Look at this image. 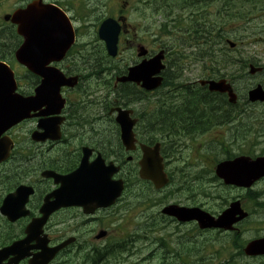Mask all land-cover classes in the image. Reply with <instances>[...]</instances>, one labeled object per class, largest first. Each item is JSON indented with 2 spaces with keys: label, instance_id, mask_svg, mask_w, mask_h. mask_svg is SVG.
<instances>
[{
  "label": "flooded vegetation",
  "instance_id": "af4514ba",
  "mask_svg": "<svg viewBox=\"0 0 264 264\" xmlns=\"http://www.w3.org/2000/svg\"><path fill=\"white\" fill-rule=\"evenodd\" d=\"M56 1L69 12L78 34L94 32L96 36L100 24L106 19H110V0H99L94 7H90L83 0ZM140 1L145 7L150 6L144 0ZM187 1H190V4L184 3L181 5L177 2V9L174 13L178 18L188 17L194 26L198 22L196 8L213 1H219L224 8L233 11L236 15L243 11L247 16L246 20L252 17L250 0ZM24 4L27 5L26 1H24ZM128 9L118 10L117 18L126 17L128 19V16H126L129 13ZM218 13H216V16ZM218 23L219 21L215 22L214 25H218ZM126 25L124 34L119 37L118 50L120 56L126 55L129 59L125 63L124 70L117 77L126 75L129 67L141 61L137 57L138 49L144 46V41L146 40L145 36H141V34L136 32V27L132 26L129 21ZM207 26V22L197 25L198 28H207ZM205 33H207L205 37L192 35L191 39L198 45H205L207 48L217 50L219 56L225 55L226 35L221 40L222 31ZM123 46H125L126 52L122 54L121 48ZM67 55V58L65 57L62 62L55 64V66H59L66 77H75L77 83L73 88L61 90L65 100V106L61 112V117L64 119L60 127L61 138L57 142L48 139L46 141L48 143H44L46 147L35 144L31 139V135L36 129V121L30 120L21 124L24 125V128H27L26 125L29 126L27 131L31 130L30 135L22 141L16 138L15 155L11 154L7 161L0 163V264H13L17 257H27L17 264H27L29 258H33L35 255L42 256L45 251V249H42L43 242L38 243L34 240L35 237L39 240H48V242L46 241L48 247H51V245H56L66 239L68 224L74 225L82 221V219L76 221L73 217L66 215L71 213L73 208L61 209V207L42 219L41 209L46 203L58 199L57 194L60 190L59 187L62 185L49 178L51 173L63 177L68 176L83 167H89L90 164H94L98 160H101L104 169L110 166L112 160H115L122 172L126 170L129 173V171L133 170L135 161L144 158L145 150L143 148L161 143L163 134L171 132L163 130V126L168 125L162 120L155 122L149 128V125L143 122L146 120L147 109L143 107L137 112L131 107L135 103L139 105L141 103L146 104L147 94L135 84L116 82V76L110 73V68L106 69L110 67V57L107 56L104 45L101 42H96L92 39L80 42L79 49L73 52L70 51ZM131 57L135 59L132 60L130 59ZM69 61H75L77 65L74 68H70L67 65ZM253 78L254 86L260 85L264 89V72L254 74ZM26 79L29 85L34 86L33 89L38 85L37 79L31 76H27ZM126 87L136 89V95L124 91ZM118 104L122 109L130 111L139 123L133 128L135 144L132 150H126L123 147L120 140L119 127L110 124V122H113L110 110L114 109ZM141 122H143L142 125H140ZM169 126L173 127L172 131L181 137L189 134L190 125L172 124ZM196 126L198 129L201 128V136L204 139V142L200 143L198 147L187 145L190 150L185 154L178 153L179 149L175 145H170L166 150L162 146L160 148V153L166 162L167 173H179L183 178L180 185L168 186L157 192L159 210L156 212L157 218L155 220L162 222V226L163 223L170 224L173 221L177 223L174 218L168 216L166 218L163 216L164 214L162 215L161 210L166 205L179 204L178 206L196 207L210 212V206H208L207 202L210 198L209 193L207 191L204 192L203 188L198 187L196 189L192 177L195 174V170H198L199 173L204 172L205 165H207L206 174H210L211 160H213L214 153L211 152L208 144V125ZM30 146H32V149L40 148L42 152L40 156H31L30 154L23 156L24 153H28L27 149ZM173 160L176 163H173ZM175 165H180L181 168L170 169V167ZM68 184L67 188L69 190L76 188L71 182ZM66 186L64 185V187ZM199 186H203V184ZM10 196L13 206L12 213L15 216L11 219L4 217L2 210L3 201ZM262 196H264V191ZM202 198L206 199V201L201 200ZM256 199H258L257 195ZM254 202L257 208L260 207L259 204L264 205V202L259 203L257 200ZM83 221L89 222L94 221V219L85 218ZM238 232L234 234L231 246L241 251L242 244L240 238L237 239ZM85 234L90 238L92 230L87 229ZM108 236L109 233L106 234L104 239L108 238ZM181 237L183 236L178 234L170 236L171 240L173 239L174 241ZM190 237L192 240L199 238V244H208V251L211 250L210 255L198 257V264H217L219 262L216 260L217 247L222 245L226 248L224 243L219 242L217 246L210 240V244L209 239H203V236L197 233L195 229H192ZM20 241L21 243H19ZM9 248L11 250L8 251ZM70 252L81 255L83 253L89 254L92 250L77 247ZM238 255H240V252H238Z\"/></svg>",
  "mask_w": 264,
  "mask_h": 264
},
{
  "label": "water",
  "instance_id": "95a60500",
  "mask_svg": "<svg viewBox=\"0 0 264 264\" xmlns=\"http://www.w3.org/2000/svg\"><path fill=\"white\" fill-rule=\"evenodd\" d=\"M55 15V12L50 10L48 7L45 8L35 5L32 7H28L24 11H19L18 13L16 12L12 16V22L16 25H19L20 28H26L23 23L27 25L30 24V22L37 24L38 26V29L33 33L28 29H20L19 31H17L18 35L24 39V42L16 51L15 58L21 64L28 66L33 72L37 73L38 75L44 76L40 91L37 90V93L39 92L40 96L44 95V97H46V99L50 101H54V99H51V95L53 93V85L56 86L57 90V87L60 86L61 82L59 81V78L54 77L55 75H52L46 69H44V62L46 61V59L49 60V58H53L55 56H62L65 53L64 51L68 49L69 45L72 42V34L69 31H67V44L60 38L43 37L45 33L48 32L44 28L45 25L47 24L49 19H53ZM110 42L113 48L115 45V38H110ZM161 58L162 56L160 55L147 63H142L131 72L128 80L141 81L142 86L147 90L155 88L158 85V80L153 79L152 77L157 74L161 68L159 65ZM209 89L211 91H219L222 93L227 92L230 97V102L234 101V95H232L229 88L224 85L223 82H220L218 84L210 82ZM13 90L14 81L12 74L3 64L0 63V115H3L2 122L4 123V127L7 126V123L11 124L13 118L20 117L16 113L25 116L27 111L28 100H19L13 106ZM256 98H259V96L257 92H254L252 94V100ZM13 111L16 113H14ZM120 124L128 125L124 122ZM263 163V161H259L258 163H256L259 165V170H263L260 173L264 172ZM243 168L245 167H242V165L235 162L230 165V167H225L220 176L227 183L235 184L237 182L238 184H243V181L239 180L242 176V173H244ZM263 175L264 173L257 176L256 178ZM117 195L118 193L116 191L110 190V205L114 202ZM224 221L225 223L221 224L222 226H227L231 224L230 222H232V220L230 221L226 218L224 219ZM206 222V219L201 220V223L203 225H205ZM246 252L250 255H264V240L251 243Z\"/></svg>",
  "mask_w": 264,
  "mask_h": 264
},
{
  "label": "rangeland",
  "instance_id": "374dc122",
  "mask_svg": "<svg viewBox=\"0 0 264 264\" xmlns=\"http://www.w3.org/2000/svg\"><path fill=\"white\" fill-rule=\"evenodd\" d=\"M6 5H8L7 6L8 11H11V10H13L14 6L18 5V3H15L14 1L11 0ZM152 19H155L158 23H157V26L153 27V30L151 32H149V35H151L153 33L155 35H158L159 32H157V29L159 26L164 24V19H160L159 16L157 17L155 15H153ZM0 25H1L0 32L3 31V34L0 36V38L5 36V41H6V43H8L5 52L3 54L0 53V56H3V55L9 56L12 49H15V47L18 45V40L16 38L12 37V34L8 31V26L6 24L3 25L0 23ZM159 34H161V33H159ZM154 37H152L151 39H153ZM162 37H163V39H162L163 43L167 44L170 49L173 47L171 49V53L173 54L172 58H176L179 56L178 51H180L181 53L183 52V51H181L180 48H176V47L174 48V45L178 42L177 39L174 40V38H172V36L170 37V34L169 35H163L162 34ZM149 45H150V43H146V49L149 47ZM260 47H262V49H263V46H260ZM150 48L155 50L156 45H154V47H150ZM251 50L253 51L254 48L251 47ZM251 50H241V51L243 52V54L250 55V54H252ZM0 51H1V49H0ZM192 51H195V50H192ZM125 52H126L125 46H123L121 48V53L123 54ZM187 53L188 52L185 51V53H182V55L184 57H186ZM262 55L264 56V52L262 53ZM230 56H231V53H229L227 51V55H225V57H224V60L225 59L226 60L224 61L223 64H224V66H228V67H224L225 70L222 72V73H227L229 79H231V77L234 75V72H235L234 68L231 67V64H229ZM117 58H118V56L115 59H117ZM127 59H129V58L126 55H122V56H120L119 61H115V62L110 61V67H107L106 69L110 68V69H112L111 74L118 75L119 73H121L124 70L125 63L127 62ZM130 59L134 60L135 58L131 57ZM67 65L70 68H74L75 65H77V64L75 61H69V62H67ZM212 67H213L212 63L209 65H206L205 67H203L204 72L207 70V72L211 73L210 68H212ZM180 68H181L180 73L182 76L179 78V85H182L184 87L183 88H170V87L166 88V87H163L161 90H159L154 95L156 97H158L160 95L164 96L163 98H158L161 103H164L165 101L168 102L169 99H172L171 107H174L175 111H178V113L180 114V115H178V116H180V118H178L179 122H182L183 119H185V118L188 120V121H185L183 123H179V122L175 121L174 125H186V124L189 125V124L193 123V119L198 118V115H197V113H191L192 115L191 114L187 115V113L189 114V111H193V108L198 104V97L200 99H202L204 97L203 93L198 94V92L195 91L196 89H198L200 87L198 86V88H197L196 86H194V83H197L198 80L202 79L201 76H203V72H201V67L199 65H187L186 66V64H184ZM207 72L204 73V74H206V76L209 75V74H207ZM31 77H33V76H31ZM22 82H23V86L26 87V85H27L26 80H22ZM252 82H253L252 79L246 78V80H244L242 83L239 84V87H243L239 91V97H240V92L245 97V95L248 93V90L246 88ZM28 86H30L29 83H28ZM31 87L33 89L34 86H31ZM186 88L191 89V90H187ZM24 90L27 91L26 89H24ZM124 91H126L127 93H130L132 95H136V89H134V88L129 89L126 87L124 89ZM221 102L223 104V108L226 111L224 114V118L231 120V118L236 115L237 108L229 107L227 105L226 101H221ZM131 107L134 110H136L137 112L140 110V108H143V107H145L147 109L149 114L152 112V108L150 106H148L147 104H143V103H141L140 105L135 103V104H132ZM240 107H241V110H244L243 105ZM148 108H149V110H148ZM185 108H187L186 115L184 113ZM217 108L214 109V108L210 107V111L213 114L215 113L214 114L215 117H216V113H217V110H216ZM251 111H252V109L246 108L244 113L241 114V118L243 119V121H238V122H240V125H246L247 123L248 124L250 123V121H246V116H247V113L250 114ZM199 120H196L194 122H199ZM30 132H31V130H29L27 132L28 136L30 135ZM189 134H191V133H189ZM185 141H186L185 139H181V142H185ZM27 150H28V153H26V154H30L31 156H40V154L42 153L40 151V148L32 149V146L28 147ZM210 178H211V176H209L206 180V177H204L203 182H202L203 186H199L200 184L199 185L195 184V188L196 189L198 187L203 188L204 192H206L207 187L209 185L208 182H209ZM142 187L144 188L143 185H142ZM192 189H194V188H192ZM213 192H214L213 190H210V193H213ZM238 195H239V193H237V192H230L229 194L224 192L221 194L222 197L238 196ZM201 200H204V198H202ZM120 215H122V217H123V212L120 213ZM102 219L105 223L104 227L108 230V232H110L112 235H116L115 228L112 226L113 224L110 223L111 222L110 213L108 214V216L106 215V217H104ZM251 221L252 222H258V226H260V231L258 232V234L259 235L264 234V212L263 211L258 212L256 215L251 217ZM93 228H95V226H93ZM138 258H140V256H138ZM253 264H261V263H260V261H256Z\"/></svg>",
  "mask_w": 264,
  "mask_h": 264
},
{
  "label": "bare ground",
  "instance_id": "6f19581e",
  "mask_svg": "<svg viewBox=\"0 0 264 264\" xmlns=\"http://www.w3.org/2000/svg\"><path fill=\"white\" fill-rule=\"evenodd\" d=\"M26 1V0H25ZM27 6V5H26ZM32 7V6H29ZM15 7H13V10L9 11L11 15H14L16 13V9H14ZM17 13H18V9H17ZM24 26H26V28H20L19 25H16L15 23H13L12 21L8 23V30L9 32L12 34V36H15L20 29H28L30 30V32H35L38 29L37 24L31 23L30 24H24ZM44 26V25H42ZM46 29V31H48L49 33H55L58 30V26H57V20L56 19H49V21L47 22V24L44 27ZM21 37V36H20ZM22 38V37H21ZM180 115V114H179ZM145 127V126H144ZM111 137V136H110ZM7 184V183H6Z\"/></svg>",
  "mask_w": 264,
  "mask_h": 264
},
{
  "label": "trees",
  "instance_id": "16d2710c",
  "mask_svg": "<svg viewBox=\"0 0 264 264\" xmlns=\"http://www.w3.org/2000/svg\"><path fill=\"white\" fill-rule=\"evenodd\" d=\"M9 41H10V40H9ZM7 44H8V43H6V41H5V36L2 37V38H0V49H1L0 53H1V54H3V53L5 52L6 47H7ZM123 95H124V93H123ZM201 102L204 103V104H206V105H210V104L213 103V99H212L211 97H209V96H204V97L201 99ZM205 107H207V106H205ZM191 113H196V109L193 110V112H190V114H191ZM191 115H192V114H191ZM178 118H180V116L177 115V116L175 117V119H176L177 122H179ZM173 119H174V117H172V119H170V120H167L166 122H167V123H168V122H171ZM196 120H199V119H198V118H195V119H193V122L196 121ZM185 121H188V120H187V119H183V122H185ZM201 121H202V118H200V120H199V124H200ZM179 123H181V122H179ZM152 126H153V125H149V128L152 127ZM261 208L264 209V205H262Z\"/></svg>",
  "mask_w": 264,
  "mask_h": 264
}]
</instances>
